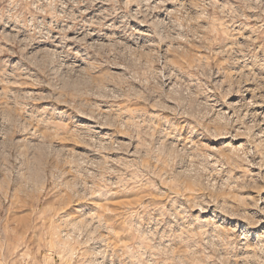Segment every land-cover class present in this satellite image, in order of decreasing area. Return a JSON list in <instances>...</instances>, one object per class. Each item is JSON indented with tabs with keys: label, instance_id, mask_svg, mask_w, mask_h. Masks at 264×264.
Listing matches in <instances>:
<instances>
[{
	"label": "rangeland",
	"instance_id": "1",
	"mask_svg": "<svg viewBox=\"0 0 264 264\" xmlns=\"http://www.w3.org/2000/svg\"><path fill=\"white\" fill-rule=\"evenodd\" d=\"M0 264H264V0H0Z\"/></svg>",
	"mask_w": 264,
	"mask_h": 264
}]
</instances>
